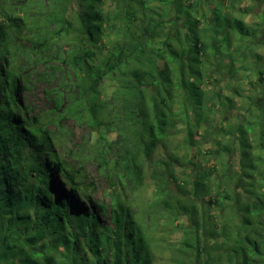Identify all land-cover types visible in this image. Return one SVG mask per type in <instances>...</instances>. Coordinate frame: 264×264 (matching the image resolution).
Instances as JSON below:
<instances>
[{"label":"trees","instance_id":"16d2710c","mask_svg":"<svg viewBox=\"0 0 264 264\" xmlns=\"http://www.w3.org/2000/svg\"><path fill=\"white\" fill-rule=\"evenodd\" d=\"M237 1L217 0L205 23L194 0H0L1 259L264 264V93L251 97L258 113L222 130L232 144L196 141L216 105L233 107L208 78L256 67L264 88V14L252 27L225 11ZM36 82L48 107L26 100ZM69 123L88 131L77 157L64 148ZM87 161L109 200L94 199ZM170 221L182 238L166 258L157 233ZM207 238L222 253L203 258Z\"/></svg>","mask_w":264,"mask_h":264},{"label":"rangeland","instance_id":"374dc122","mask_svg":"<svg viewBox=\"0 0 264 264\" xmlns=\"http://www.w3.org/2000/svg\"><path fill=\"white\" fill-rule=\"evenodd\" d=\"M194 3V14L196 16L201 17L206 23L207 18L211 13V10L215 7L217 3V0H194ZM226 10L232 11L233 15L241 17L245 20L248 25L255 27L258 22H261V18L264 14V1L239 0L234 4V6H232L231 2H227L225 6V11ZM259 35L261 36L260 40H264V28L263 31L259 33ZM256 48L261 52V55L263 56V61H261L260 68H264V44L260 45L257 43ZM255 68L256 67H253L254 70L240 69L234 77H230L228 75L225 76V79L223 80L220 79L219 75H213L211 78L207 79V89L210 91V94H213V92H218L223 96H230L233 101V107L225 108L222 104H218L215 106V114L212 115L209 126L207 127V129H202L201 132L196 135V141L199 142V145L203 149H208V147L214 146L216 139L222 138L223 129L231 127V129L234 131L237 125L242 120L241 115L245 114L244 116L249 118L251 114L255 115L256 113H258L256 104L251 103V97L253 96V101H256L257 98L260 99V97L263 96L264 88L261 89V83L259 84L258 82H256L259 73L256 70L257 68ZM251 80L255 81V85H251ZM46 87L47 86L45 83L36 82L31 92L26 96V100L31 101L37 107H48L50 105V102L47 101V98L44 95V89ZM257 89L261 90L258 91ZM235 90H238L239 93H236ZM258 95L260 97H258ZM216 100L217 97L215 98V102H217ZM250 106L251 112L248 113L245 110L247 107ZM69 124L72 128V134L66 139V144H64V148L65 150L75 151L72 154L77 157L80 156L82 152L81 150H79V148L82 147L84 141H87L88 131L81 126L74 125L73 123ZM222 139H226L225 141H227V143L229 142L232 144L234 142V139L232 137L229 139L227 136H225ZM176 145L177 143L174 144V147L179 148ZM234 148H236L235 145ZM179 149H177V151L182 157L185 150ZM195 151L197 152L196 147L190 149V157L196 153ZM234 153L235 156L233 157V161H235L236 165V149H234ZM198 159L200 161L202 160L203 162H205V164L208 165L214 164L213 157L207 154L199 156ZM195 161H197V159H195ZM86 166L87 171L93 178L97 187L96 190L93 191L94 199L96 201L109 200L112 195L113 188L106 182V180L101 175L98 174L96 162L87 161ZM174 170L178 181H185L188 179H184L186 178V176L182 174L183 168L177 166L176 168H174ZM187 172H189V169H187ZM150 189L148 188L145 190L147 192H150ZM209 213H212L213 218L216 221L215 223L216 225H218V222L220 221V209L212 208L209 210ZM181 223L183 226L185 224L187 225V220L185 218H181ZM181 228L182 226H179L178 221H170L169 224H167L166 226H162L160 228V231L157 233L158 241L161 242L164 239V246L166 244V248L163 250V253L166 258L170 255V253L168 252L170 250L168 246H170L171 248H175L178 247V244H181ZM205 242L207 244V247L206 251H202L203 258L204 256L210 253H212L214 256H218L220 253H222V245L215 239L207 238ZM1 252L2 249L0 248V255ZM37 260L38 263L33 264H47L42 256H39ZM0 264H13V262H10V260L7 261L4 258H0Z\"/></svg>","mask_w":264,"mask_h":264}]
</instances>
